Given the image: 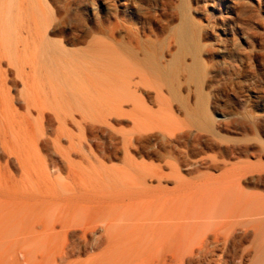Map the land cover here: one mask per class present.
<instances>
[{
    "label": "bare ground",
    "instance_id": "obj_1",
    "mask_svg": "<svg viewBox=\"0 0 264 264\" xmlns=\"http://www.w3.org/2000/svg\"><path fill=\"white\" fill-rule=\"evenodd\" d=\"M68 6L66 17L53 24L61 9L53 8L49 0H0V264H156L158 249L165 253L164 264H192L195 253L212 246L206 237L179 242V250L173 253L166 243L168 232L157 239L153 209L149 215L144 212L147 203L144 211L138 208L141 202L135 195L145 187L138 185L141 192H133L143 180L142 172L151 178L164 176L162 165L155 168L134 161L131 151L138 142L155 130L171 142L185 138V122L174 120V125L163 114L158 117L140 93L143 86L154 88L156 98L166 97L163 85L169 83L177 55L165 60L163 51L154 54L136 32L117 40L114 28L105 36L95 34L91 26L83 31L85 47L67 48L64 40L50 36L63 34L65 26L72 28ZM94 27L105 33L103 25ZM163 106L171 113L167 98ZM182 107L200 122L198 107L192 113L186 104ZM112 116L121 125L131 122L129 129L117 128L127 169L109 168L99 161L106 154L110 158L116 154L117 148L106 143ZM139 167L143 171L136 184ZM169 167L173 177L181 172L175 162ZM255 205L249 214L264 215ZM258 231L261 243L254 264H264V228ZM219 263L230 264L228 259Z\"/></svg>",
    "mask_w": 264,
    "mask_h": 264
},
{
    "label": "rangeland",
    "instance_id": "obj_2",
    "mask_svg": "<svg viewBox=\"0 0 264 264\" xmlns=\"http://www.w3.org/2000/svg\"><path fill=\"white\" fill-rule=\"evenodd\" d=\"M49 2L53 8L61 9V12H56L57 21L53 24L66 17L65 5L70 7L72 28L65 26L63 34L50 36L64 40L67 48L85 47L87 43L83 41L86 40L83 31L91 26L95 34L105 36L110 35L109 30L114 28L117 40H122V36L127 33L136 32L139 41L151 48L154 54L163 51L162 53L166 54L165 60H170L174 54L177 55L171 80H168L167 86L163 85L162 92L170 102L171 113L163 106L165 98H156L154 88L151 91L145 87L142 89V86L140 93L145 97L149 110L155 112L158 117L163 116L162 118L174 125V120L185 122L181 125L185 132L182 137L185 138L171 142L163 132L162 134L155 130L150 136L151 140L145 138L148 141L142 139L138 142V147L131 151L134 161L155 168L162 165L161 172L164 176L147 177L148 174L142 172L139 167L140 171L137 170L136 174L138 180L134 178L133 181L139 183L142 172V181L146 185L142 184V181L136 183L135 189L138 190L133 192L139 191L140 187L145 188L141 190L143 192L139 191L141 195L136 193L135 200L138 204L141 202L138 205L140 210L144 211L142 206H145V203V208H148L144 212L149 213L153 209L152 215H149L153 219L156 232L158 231L157 239L163 237L160 233L168 232L166 243H169L170 251L179 250L181 245L178 244L184 241L185 244L192 243L206 237V243L212 246L202 250L207 255L202 251L200 254L195 253L192 264H221L220 259H228L230 264H254L261 243L258 242V230L264 228V215L249 214L253 204L257 207L261 202L258 209L259 212H264V200H257L258 196H264V122H261L264 121V0ZM95 24L103 25L105 33L98 32ZM117 26L119 27L115 29ZM183 104L187 105L191 113L198 107L201 119H204L196 123L195 114L186 115ZM117 120L116 117H110L111 128L108 127L106 133L107 147H116V154L111 158L106 154V157L102 156V160H99L100 156L98 160L109 168L127 169L129 167L121 151V133L118 129L121 130L123 125V128L129 129L131 122L127 121L121 125L120 120ZM185 129H188V132ZM112 130L114 132H111ZM93 143L96 146V139ZM160 144L170 147L166 145L165 148ZM180 151H183L182 154ZM167 159L172 162L169 161L168 164ZM94 162L97 164L95 160ZM174 162L179 165L181 172L175 173L173 177L169 166ZM177 178L182 181L176 180ZM127 198L125 203L128 202ZM138 198L141 200L138 201ZM148 221L150 222L148 219L138 220L141 223ZM258 225L263 227L260 229ZM255 228L258 230H253ZM255 231H258V236ZM100 233L99 231L98 234ZM214 243L218 244L213 247ZM226 245L227 249L224 248ZM216 254L220 259L216 258ZM164 258V251L158 249L155 254L156 264H164ZM211 258L214 261H208Z\"/></svg>",
    "mask_w": 264,
    "mask_h": 264
}]
</instances>
